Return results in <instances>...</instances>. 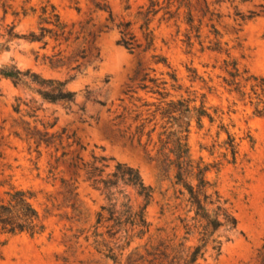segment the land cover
Here are the masks:
<instances>
[{"label":"rangeland","instance_id":"1","mask_svg":"<svg viewBox=\"0 0 264 264\" xmlns=\"http://www.w3.org/2000/svg\"><path fill=\"white\" fill-rule=\"evenodd\" d=\"M41 1L0 0V34L13 25L20 36L10 42L8 49L0 51V67L16 66L43 78L64 81L66 88L75 92V98L69 102H50L31 87L0 78V200L6 198L9 184L31 188L36 192L34 204L46 224V231L40 236L21 234L0 244V264H125L132 251L142 254L145 248L159 243L170 244L175 251L182 248L181 243L186 248L194 245L195 238L184 239V223L193 211L187 195L179 193L181 186L175 184L173 172L164 173L142 148L108 131L110 112L126 98L125 92L135 85L143 68L156 67L158 75L166 70L151 64L152 51L130 52L118 43V24L127 21L135 37L143 41V19L139 12L146 10L149 0H50L67 25L66 31L72 30V34L68 41L50 35L42 41H31L25 37L30 32H39ZM98 2L108 5L112 19L108 11L96 6ZM216 8L220 18L213 23L222 33V41L228 42L231 57L251 73L264 77V0H236L233 4L225 1ZM251 13L254 18L242 21L241 16ZM194 15L198 23L199 15L196 11ZM162 16L160 11L150 24L156 37L155 52L168 58L184 88L196 90L198 104L201 94L206 95V105L211 111L219 110L240 142L235 163L225 162L220 171L208 173L212 189L219 192L237 218L238 226L231 232L221 229L224 242L220 253L209 246L199 263L264 264V117L255 115L252 106L224 87L225 53L203 50L195 38L192 49L188 48L184 42L187 25L182 22L183 17L161 20ZM44 25L53 28L52 24ZM213 37L206 17L201 38L205 40L204 46ZM71 55H74L71 62L65 59L56 62ZM188 68L196 70V81L191 80ZM180 93L187 96L184 91ZM54 122L51 131L66 129L67 133L75 134L78 144H74V138L65 140L64 149L55 152L54 148H43L38 158L37 152L32 151L34 148L30 150L13 133L22 130L25 123L43 128L42 124ZM218 122L211 124L205 118L203 128L194 126L189 140L193 158L203 157L207 162L220 159L224 149L219 144L226 134L217 136ZM214 144L212 155L210 148ZM63 151L67 155L62 156ZM93 154L108 158L107 172L117 163L135 168L153 189V199L145 206L136 190L127 188L132 204L136 208L145 207L150 230L133 240L122 255L118 245L124 244V240L120 244L111 241L109 246L118 256L117 262L106 256V250L100 252L95 248L96 232L105 231L97 224V218L102 206L108 204L106 197L83 180L79 169L74 172L69 167L77 155L87 161ZM50 165L56 167L54 174L49 173ZM63 179L73 182L72 187L76 180V197L74 190L67 192Z\"/></svg>","mask_w":264,"mask_h":264},{"label":"trees","instance_id":"2","mask_svg":"<svg viewBox=\"0 0 264 264\" xmlns=\"http://www.w3.org/2000/svg\"><path fill=\"white\" fill-rule=\"evenodd\" d=\"M225 1L233 4L236 0H201L196 4L192 0H149L146 10L139 12L143 19L142 42L132 33L130 21L118 24L119 44L130 52L136 49L141 52L152 51L151 64L161 65L166 70H161L158 75L156 67L143 68L135 85L130 86L125 92L126 98L121 99V103L114 112H110L108 131L142 148L148 158L156 162L164 173L173 172L175 184L181 186L179 193L187 195L190 210L193 211L192 217L184 223V239L188 240L192 237L196 240L194 245L187 248L184 243H181L182 248L178 251H175L170 244L164 243H159L151 249L145 248L142 254L132 251L127 256L125 264H200L199 260L204 257L209 246L217 254L220 253L224 242L220 230L231 232L238 226L237 218L222 201L219 192L212 189L208 173L213 170L220 171L225 162L235 163L240 142L231 132L229 124H225L219 110L211 111V107L206 105V95L201 94L198 104L196 90L184 88L176 69L171 66L168 58L155 52L156 37L154 29L150 27L153 17L160 11H163L161 20L173 18L178 20L183 17L182 22L187 25L183 33L187 47L192 49L195 38L199 40L203 50L206 48L220 54L225 53L227 58L224 59L222 68L227 75L223 76L224 87L252 106L255 115L264 117V77L251 73L247 67L231 57L228 42L222 41L223 35L213 23L214 19L220 18L217 5ZM40 4L39 32H30L25 38L31 41H42L50 35L56 40L68 41L72 30L66 31L67 25L62 21L57 6L50 0H42ZM96 6L108 11L112 19L113 14L108 5L103 6L98 2ZM194 11L199 15L198 23H196ZM237 15L240 14L237 13ZM254 16L255 14L251 13L248 16H241V19L246 21ZM206 17L210 33L214 37L209 38L207 46H204L205 40L201 38L203 19ZM44 23L52 24L53 28L45 26ZM19 37V34L14 31V26L8 25L5 32L0 34V38L3 39L0 40V51L8 49L10 42ZM208 37L207 35L206 38ZM262 38L264 39V33ZM73 58L74 55L62 56L56 62L62 59L71 62ZM188 71L191 72V80L196 81L198 79L196 70L188 68ZM2 77L11 79L16 85L31 87L43 99L50 102H69L75 98V92L66 88V82L43 78L29 69L22 70L16 66L0 67V78ZM181 91H184L187 96L180 93ZM205 118H208L211 124L219 121L218 137L222 133L226 134V138L219 144V147L224 149L220 153V159L211 162H207L203 157L193 158L189 145L194 126L198 129L203 128ZM42 125L43 128H40L37 125L30 126L29 123H25L22 130L13 131L16 137L28 144L30 150L34 148L32 151L37 152L38 158L42 156L43 148H54L55 152H58L60 148L64 149L65 140L74 138V144H78L75 134L67 133L66 129L51 131L55 122ZM214 149L215 144L210 148L212 155ZM65 155L67 152L63 151L62 156ZM59 159L60 157H57L56 161ZM79 161H81L80 165ZM69 167L74 168V172L79 169L83 180L106 197L108 204L102 206L97 218V224L104 227L105 231L96 232L95 248L100 252H102L101 249L106 250V256L117 262L118 256L109 246L111 241L120 244L124 240V244L118 245L122 255L133 240L142 238L150 230V223L144 212L145 207L136 208L132 204L127 188L135 189L145 201V206L153 199V189L144 183L135 168L125 163H117L112 171L107 172L109 164L106 156L93 154L92 158L86 161L77 155L70 161ZM55 169V166L50 165L49 173L54 174ZM62 182L67 192L72 193L74 190V197H76V180H74V187H72L73 182L69 180L63 179ZM9 185L6 198L0 200V244H5L11 238L21 234L31 237L42 235L46 231V224L34 204L36 192L31 188Z\"/></svg>","mask_w":264,"mask_h":264}]
</instances>
